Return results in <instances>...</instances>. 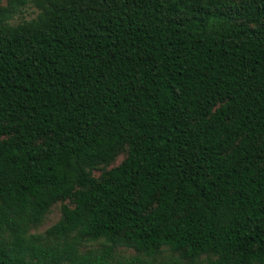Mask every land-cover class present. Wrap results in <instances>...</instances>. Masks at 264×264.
Returning a JSON list of instances; mask_svg holds the SVG:
<instances>
[{
    "label": "trees",
    "instance_id": "obj_1",
    "mask_svg": "<svg viewBox=\"0 0 264 264\" xmlns=\"http://www.w3.org/2000/svg\"><path fill=\"white\" fill-rule=\"evenodd\" d=\"M0 264H264V0L0 7Z\"/></svg>",
    "mask_w": 264,
    "mask_h": 264
},
{
    "label": "rangeland",
    "instance_id": "obj_2",
    "mask_svg": "<svg viewBox=\"0 0 264 264\" xmlns=\"http://www.w3.org/2000/svg\"><path fill=\"white\" fill-rule=\"evenodd\" d=\"M9 0H0V7H3L7 4ZM38 14V11L34 8H26L22 11V13H20L19 15H17L15 17V19L13 20V23H18V22H21L23 20H31L33 18H35ZM125 154L120 156L117 160V162L115 163V165H118L122 162V160L125 158ZM112 168L109 167L108 169ZM101 170L100 171H96L95 172V175L96 176H100L101 175ZM63 204H69L71 205V203L69 201L65 202V203H58L56 204L52 209H51V212L48 214V216L46 217L44 223L42 226H40L37 230H35L36 233H44L47 229H49L50 227H52L53 225H55L61 218V215H62V205ZM121 254L123 256H131L134 254V251L132 250H122L121 251ZM163 257L168 259L170 257V254L169 253H165L163 254ZM162 258V257H161Z\"/></svg>",
    "mask_w": 264,
    "mask_h": 264
}]
</instances>
